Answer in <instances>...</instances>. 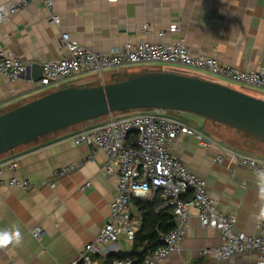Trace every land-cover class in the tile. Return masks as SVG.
I'll list each match as a JSON object with an SVG mask.
<instances>
[{
	"label": "crops",
	"instance_id": "obj_1",
	"mask_svg": "<svg viewBox=\"0 0 264 264\" xmlns=\"http://www.w3.org/2000/svg\"><path fill=\"white\" fill-rule=\"evenodd\" d=\"M52 14L58 15L57 24L49 22ZM63 32L97 52L121 46L128 40H182L191 51L214 56L238 69L264 68V0H54L51 9L34 0L0 23V48L27 63L40 64L66 54L60 44ZM95 81V76L83 74L68 78L64 85L98 84ZM45 92L47 88L38 86L30 77L9 81L0 74V113ZM131 111L111 115L122 116ZM171 112L170 116L213 140L203 147L194 136L179 135L170 144L172 154L206 181L208 194L217 200L219 210L236 216L238 229L253 233L257 223L254 213L258 211L255 175L228 150L264 158V142L201 116L187 120L179 111ZM108 116L55 129L0 153L1 177L17 176L30 183L27 189L0 186V228L15 224L24 235L20 247L0 250V264H69L84 244L95 237L109 214L117 174H104L103 151L76 144L70 136ZM217 154H222L221 163L214 160ZM10 160L15 162L13 168L7 165ZM71 163L75 164L71 172L58 177L53 187L47 184L55 168ZM87 181L90 184L82 189ZM186 197L190 199V193ZM150 200L155 209L162 202L159 192L134 195L129 203L131 214L139 217L140 206ZM36 225L42 227L37 238L31 235ZM220 242L219 230L201 226L191 208L187 234L179 250L156 264H258L254 251L228 261H215L203 252ZM132 251L133 241L119 234L97 257L99 264L107 259L114 264L118 253L130 255Z\"/></svg>",
	"mask_w": 264,
	"mask_h": 264
},
{
	"label": "built area",
	"instance_id": "obj_2",
	"mask_svg": "<svg viewBox=\"0 0 264 264\" xmlns=\"http://www.w3.org/2000/svg\"><path fill=\"white\" fill-rule=\"evenodd\" d=\"M34 0H8L0 3V23L11 15L27 7ZM51 9L54 0H39ZM57 14L49 17V22L58 23ZM146 26V25H145ZM143 28H145L143 26ZM176 29V26H173ZM60 44L66 54L57 59H46L40 63L41 76L35 83L47 91L65 86L68 78L76 75L95 73L102 78L104 71L118 70L128 65L144 63L175 64L192 68L215 77L233 81L246 87L264 90V68L241 70L231 64L222 63L214 56L195 53L182 41L173 43L150 42L140 39L125 41L105 52L90 50L78 43L66 32L60 36ZM27 63L13 53L0 48V74L9 81H16L26 70ZM102 83V82H101ZM115 113V112H113ZM92 127L83 128L70 136L76 143H84L100 149L105 154L103 172L109 176L117 174L116 192L109 205V214L93 239L86 242L78 257L69 264H99L97 255L105 245L117 240L123 234L133 241L140 226V218L132 215L129 203L134 195L159 192L162 202L157 207L169 206L172 209L174 225L160 233L161 243L148 250L142 257L125 255L116 257L114 264H156L178 251L187 234L191 208L201 226L213 227L220 232V244L203 252L215 261H228L234 256L254 251L258 264H264V222H257L255 231L247 233L236 227V216L218 209L217 200L212 198L206 188V181L195 174L180 159L172 154L170 144L182 134L194 136L203 147L213 140L201 130L190 126L183 120L170 116L168 110L160 108L132 109L129 114L112 116ZM238 163L253 173L264 170V158L228 150ZM222 162V154L214 158ZM13 168L15 162H7ZM75 168V164H64L55 168L49 186L55 180ZM0 186L27 189L30 183L25 178L1 177ZM85 182L82 189L89 185ZM190 193V199L186 196ZM42 227L36 225L31 235L39 237Z\"/></svg>",
	"mask_w": 264,
	"mask_h": 264
},
{
	"label": "water",
	"instance_id": "obj_3",
	"mask_svg": "<svg viewBox=\"0 0 264 264\" xmlns=\"http://www.w3.org/2000/svg\"><path fill=\"white\" fill-rule=\"evenodd\" d=\"M41 72V65L32 63L21 76L35 82ZM147 108L190 112L264 142V98L197 75L148 69L113 82L49 90L0 113V153L58 128Z\"/></svg>",
	"mask_w": 264,
	"mask_h": 264
},
{
	"label": "trees",
	"instance_id": "obj_4",
	"mask_svg": "<svg viewBox=\"0 0 264 264\" xmlns=\"http://www.w3.org/2000/svg\"><path fill=\"white\" fill-rule=\"evenodd\" d=\"M143 203L140 206V226L135 234L133 251L130 254L137 255L139 258L159 245L161 243L160 233L168 231L174 225L172 209L169 206L155 209L151 200ZM116 256L122 257L125 254L118 253ZM104 264H110V259H107Z\"/></svg>",
	"mask_w": 264,
	"mask_h": 264
},
{
	"label": "rangeland",
	"instance_id": "obj_5",
	"mask_svg": "<svg viewBox=\"0 0 264 264\" xmlns=\"http://www.w3.org/2000/svg\"><path fill=\"white\" fill-rule=\"evenodd\" d=\"M148 69H163V70H169V71H176V72H180V73L188 74V75H197L205 79H209L215 82L226 84L228 86H231L237 90L251 94L253 96L264 98V92L259 93V92L253 91L254 88L251 89L250 87H246L244 85H241L233 81L225 80V79L215 77L213 75H209V74H206L204 72H201V71H198L192 68L175 65V64L144 63V64H139V65H132L130 69H118V70L104 71V73L102 74V78H97L95 76L96 75L95 73H89L86 75L95 76L96 78L95 82L107 83V82H113V81H117V80L125 78L127 73L130 71L148 70ZM260 91H264V90H260ZM171 111L172 110H168L169 113H172ZM179 113L183 115L184 118H187V120H189V117L199 116V115L195 116L196 114L185 112V111H179Z\"/></svg>",
	"mask_w": 264,
	"mask_h": 264
},
{
	"label": "clouds",
	"instance_id": "obj_6",
	"mask_svg": "<svg viewBox=\"0 0 264 264\" xmlns=\"http://www.w3.org/2000/svg\"><path fill=\"white\" fill-rule=\"evenodd\" d=\"M257 185L258 211L254 213L257 222H264V170L254 173ZM24 242V235L18 225L0 228V250L9 246L20 247Z\"/></svg>",
	"mask_w": 264,
	"mask_h": 264
}]
</instances>
